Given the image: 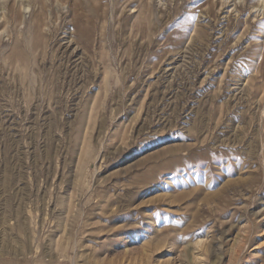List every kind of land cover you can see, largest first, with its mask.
<instances>
[{
  "label": "rangeland",
  "instance_id": "1",
  "mask_svg": "<svg viewBox=\"0 0 264 264\" xmlns=\"http://www.w3.org/2000/svg\"><path fill=\"white\" fill-rule=\"evenodd\" d=\"M0 264H264V0H0Z\"/></svg>",
  "mask_w": 264,
  "mask_h": 264
}]
</instances>
